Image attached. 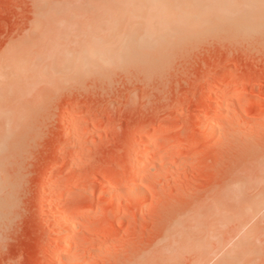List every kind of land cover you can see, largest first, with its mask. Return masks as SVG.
<instances>
[{
	"label": "rangeland",
	"instance_id": "rangeland-1",
	"mask_svg": "<svg viewBox=\"0 0 264 264\" xmlns=\"http://www.w3.org/2000/svg\"><path fill=\"white\" fill-rule=\"evenodd\" d=\"M132 2L0 0V264H264V2Z\"/></svg>",
	"mask_w": 264,
	"mask_h": 264
},
{
	"label": "bare ground",
	"instance_id": "bare-ground-1",
	"mask_svg": "<svg viewBox=\"0 0 264 264\" xmlns=\"http://www.w3.org/2000/svg\"><path fill=\"white\" fill-rule=\"evenodd\" d=\"M262 2H264V0H136L135 5H134V2H132V4L133 6H135V9L138 8L139 10H145V9L147 10L143 18H141L142 20L144 19L142 22V27L147 28L149 26L147 24H150V23H151L150 25L153 27L152 29L145 28L146 31L145 29H143L144 32H142V36L143 34H145L143 37L146 38V36L149 35L150 40H151V38H154L156 36L160 37V35H163L160 33H163L164 31L167 32L168 30L172 31V30H177V29L188 30V28L191 27L192 25L201 26V24L206 22L209 19V17H211L212 15L215 16V15H218L221 11H228L239 4H243V5L251 4L253 6H258V4ZM171 31L169 33H172ZM167 33L166 34L164 33V34L167 35ZM147 39L148 40L146 41V43L148 44L150 40L149 38ZM162 39L163 38H161L159 41H161ZM139 42L140 41H138L137 43ZM151 45L153 44L151 43ZM220 97L218 98L216 97V98L220 99ZM216 101L219 102L220 100L219 101L216 100ZM144 163L146 162L144 161ZM140 177H142V175ZM59 256H60V253H59Z\"/></svg>",
	"mask_w": 264,
	"mask_h": 264
}]
</instances>
